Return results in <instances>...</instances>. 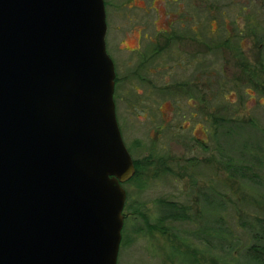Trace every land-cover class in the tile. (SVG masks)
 Segmentation results:
<instances>
[{
    "label": "water",
    "instance_id": "water-1",
    "mask_svg": "<svg viewBox=\"0 0 264 264\" xmlns=\"http://www.w3.org/2000/svg\"><path fill=\"white\" fill-rule=\"evenodd\" d=\"M103 0H0V264H117L132 158Z\"/></svg>",
    "mask_w": 264,
    "mask_h": 264
},
{
    "label": "rangeland",
    "instance_id": "rangeland-1",
    "mask_svg": "<svg viewBox=\"0 0 264 264\" xmlns=\"http://www.w3.org/2000/svg\"><path fill=\"white\" fill-rule=\"evenodd\" d=\"M104 1L106 51L114 63V56L123 57L117 41L133 47L131 37L113 30L116 14L129 11L115 8L126 0ZM209 11L217 20L211 28ZM198 15L204 128L199 124L178 140L164 130L157 140L149 121L133 118L128 127L119 103L125 123L119 128L137 173L123 185L117 264H264L251 259V247L264 249V0H199ZM238 27L246 33L238 36ZM209 78L214 97H201ZM166 204L181 208L177 215L184 219L165 220Z\"/></svg>",
    "mask_w": 264,
    "mask_h": 264
},
{
    "label": "flooded vegetation",
    "instance_id": "flooded-vegetation-1",
    "mask_svg": "<svg viewBox=\"0 0 264 264\" xmlns=\"http://www.w3.org/2000/svg\"><path fill=\"white\" fill-rule=\"evenodd\" d=\"M104 5H108L106 1ZM115 8L129 11L116 14L113 27L115 34L119 38L127 35L133 39L132 49L121 48V41H117L114 47L118 53L123 54L122 58L113 57V100L118 127L125 125L118 114L119 103L124 102L126 125L130 127L128 123L133 122V118L137 121H149L153 125L150 130L154 132L157 140L161 138L164 130L170 132L171 139L175 136L178 140L183 132L193 134L199 124L204 128V124L198 121L199 0H126ZM208 14L210 19L207 22L211 28V23L216 24L217 20L214 18V12L209 11ZM107 18L106 13V24ZM224 30L225 34L231 33L226 27ZM235 30L238 36L246 33V30L240 27ZM209 33V38L216 35L217 25ZM211 76L212 74H208V77ZM211 84L210 78L206 84L202 82L201 85H205L207 93L201 97H214V94H211ZM165 108H168L166 115ZM127 151L132 158L131 151ZM132 161L134 174L127 182L137 173V164L133 158ZM127 182L123 183L122 187ZM169 210L165 211V216L171 212ZM172 217L174 216L167 219L165 217V220L175 221L176 218Z\"/></svg>",
    "mask_w": 264,
    "mask_h": 264
},
{
    "label": "trees",
    "instance_id": "trees-1",
    "mask_svg": "<svg viewBox=\"0 0 264 264\" xmlns=\"http://www.w3.org/2000/svg\"><path fill=\"white\" fill-rule=\"evenodd\" d=\"M176 206L174 204H166L164 205V212L165 211H171V212H168V214H166V218H170V216H174L172 217V219H184L183 217H181V215H177V213H181V208H175ZM166 213V212H165ZM251 250L253 251V255L251 257V259L254 261V262H260V263H264V259H263V256H264V249L262 248H259L257 246H253L251 247Z\"/></svg>",
    "mask_w": 264,
    "mask_h": 264
},
{
    "label": "bare ground",
    "instance_id": "bare-ground-1",
    "mask_svg": "<svg viewBox=\"0 0 264 264\" xmlns=\"http://www.w3.org/2000/svg\"><path fill=\"white\" fill-rule=\"evenodd\" d=\"M126 46H127V47H129V46H130V43H129V42H127Z\"/></svg>",
    "mask_w": 264,
    "mask_h": 264
}]
</instances>
